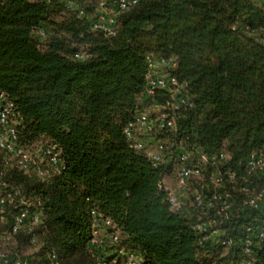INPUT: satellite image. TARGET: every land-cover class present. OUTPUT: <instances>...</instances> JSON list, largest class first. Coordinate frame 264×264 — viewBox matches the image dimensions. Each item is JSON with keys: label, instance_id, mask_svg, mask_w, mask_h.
<instances>
[{"label": "trees", "instance_id": "obj_1", "mask_svg": "<svg viewBox=\"0 0 264 264\" xmlns=\"http://www.w3.org/2000/svg\"><path fill=\"white\" fill-rule=\"evenodd\" d=\"M97 7L98 0H0V90L14 103L18 145L36 161L25 168L0 147V196L14 194V204L0 207L7 264H113L90 242L92 210L119 230L111 246L136 251L144 264H264V203L247 204L264 183V170L247 167L252 153L264 157V5L138 0L114 7L111 34L94 27ZM149 55L175 58L166 69L181 84L175 97L170 88L146 94ZM180 96L188 102L174 110ZM149 109L175 116L173 127L139 134L148 147L164 144L158 165L125 133ZM46 141L58 147V167L42 153ZM181 151L227 156L192 176L189 197L174 209L164 179L175 171L177 181ZM195 178L206 183L191 189ZM226 192L233 206L222 217L208 200ZM196 195L206 202L198 206ZM26 206L39 221L12 231Z\"/></svg>", "mask_w": 264, "mask_h": 264}, {"label": "built area", "instance_id": "obj_2", "mask_svg": "<svg viewBox=\"0 0 264 264\" xmlns=\"http://www.w3.org/2000/svg\"><path fill=\"white\" fill-rule=\"evenodd\" d=\"M138 0H114L113 3H109V0H98L97 16L94 20V27L100 29L107 34L114 32L116 28V19L112 15L116 8L125 9ZM260 1L264 5V0ZM111 4H113L111 6ZM149 72L147 75L146 94L153 96L159 88H170L172 95L175 97L179 92L181 84L175 75L166 71L167 68L174 69L177 65L175 58L173 57H155L149 55L147 58ZM177 101L172 103V106L177 109L181 104L187 103L188 99L184 96L177 97ZM15 109L14 103L7 97L6 93L0 90V147L16 158V161L25 168H30L32 165H36V161H33L31 155L26 152L17 142V131L14 126L15 123ZM175 124V116L162 113L156 120L153 119L149 113L140 112L134 119L126 126L125 133L130 140L131 145L138 150H145L147 155L152 159L154 165L160 164L164 159V144L157 142L153 147H148V144L140 137V133L151 135L155 128L168 129ZM43 155L47 158L48 163L51 166L58 167L61 164V157L56 144L46 141L44 148L42 149ZM190 152L181 151L179 153L180 166L177 172L176 189L179 191H185L188 189L189 180L192 176L200 174L203 167L207 164L216 165L218 160H222L227 156L226 152H221L213 157H208L205 154H200L197 157H192ZM38 171L41 175H45L49 172V168L41 169L39 166ZM247 167L250 171L264 170V157L258 153H252L247 161ZM230 179L234 180V175L229 174ZM223 178L220 174L214 177V182L220 184ZM213 199L208 200V204L213 205L216 201V210L219 215L226 217L229 214V210L233 206V202L229 192L224 194L215 193ZM169 200L174 209L182 207L184 200L173 193L169 194ZM197 205H203L206 201L203 196L196 195ZM264 203V183L262 188L252 197L249 198L247 204L253 208L259 209ZM14 204V194L11 192L0 196L1 211L6 205ZM40 212L30 211L29 207H23L14 217L11 225L12 231H17L27 218H32L34 222L39 221ZM196 229L206 232L205 238L210 234L208 233V225L204 222H199L194 226ZM120 232L115 228L113 221L103 216L96 210H92V237L91 244L101 247L102 255L101 259L106 263L107 257L113 255L111 262L116 264L120 257L126 259L128 264H144L143 257L136 251L126 249L124 247L111 246L119 240ZM223 244L231 243V240H223ZM250 240H246L247 248L249 251ZM116 245V244H115ZM52 263L56 255H50ZM10 262L9 256L0 250V264H7ZM12 264H30L27 259L15 258L12 260ZM245 264H250V261H246Z\"/></svg>", "mask_w": 264, "mask_h": 264}, {"label": "rangeland", "instance_id": "obj_3", "mask_svg": "<svg viewBox=\"0 0 264 264\" xmlns=\"http://www.w3.org/2000/svg\"><path fill=\"white\" fill-rule=\"evenodd\" d=\"M152 111L153 110H150L149 111L150 113L149 112L148 113L151 114V115H152V113H155L156 116H159L161 114L160 111H157V110L156 111H153V112ZM169 153H171V150H170ZM204 168H205V166H204ZM167 179H168V181H170L171 184L174 185L173 187L176 188V174H175V171H173V175L172 174L169 175ZM201 183L202 184L203 183H206V181L204 179L202 180V179H198V178L193 179L192 182H191V189H195V188L197 189V185H199V184L201 185ZM181 193H183L184 195H186V197H189V194H187L188 192L187 193H184L183 191H181Z\"/></svg>", "mask_w": 264, "mask_h": 264}, {"label": "crops", "instance_id": "obj_4", "mask_svg": "<svg viewBox=\"0 0 264 264\" xmlns=\"http://www.w3.org/2000/svg\"><path fill=\"white\" fill-rule=\"evenodd\" d=\"M164 182H165L167 188H169L173 193H176L177 195H179L183 200L186 199V195H184L183 193H181V191H179L178 189H176L175 187H173L174 185L171 184L170 181H168L167 178L164 179Z\"/></svg>", "mask_w": 264, "mask_h": 264}]
</instances>
